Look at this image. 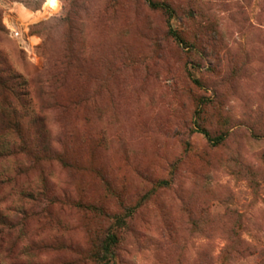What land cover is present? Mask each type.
Listing matches in <instances>:
<instances>
[{"label": "rangeland", "instance_id": "obj_1", "mask_svg": "<svg viewBox=\"0 0 264 264\" xmlns=\"http://www.w3.org/2000/svg\"><path fill=\"white\" fill-rule=\"evenodd\" d=\"M0 264H264V0H0Z\"/></svg>", "mask_w": 264, "mask_h": 264}, {"label": "trees", "instance_id": "obj_2", "mask_svg": "<svg viewBox=\"0 0 264 264\" xmlns=\"http://www.w3.org/2000/svg\"><path fill=\"white\" fill-rule=\"evenodd\" d=\"M221 139V137H217V139H214L215 140V142H218L219 140ZM115 242V237H114V235L113 234H111L110 236H109V244L111 243H114ZM108 243L106 242V244H105V250L107 251L108 250Z\"/></svg>", "mask_w": 264, "mask_h": 264}]
</instances>
